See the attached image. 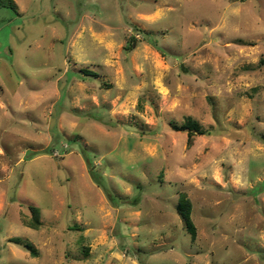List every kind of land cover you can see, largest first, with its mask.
Returning a JSON list of instances; mask_svg holds the SVG:
<instances>
[{
    "label": "rangeland",
    "instance_id": "1",
    "mask_svg": "<svg viewBox=\"0 0 264 264\" xmlns=\"http://www.w3.org/2000/svg\"><path fill=\"white\" fill-rule=\"evenodd\" d=\"M0 264H264V0H0Z\"/></svg>",
    "mask_w": 264,
    "mask_h": 264
},
{
    "label": "trees",
    "instance_id": "2",
    "mask_svg": "<svg viewBox=\"0 0 264 264\" xmlns=\"http://www.w3.org/2000/svg\"><path fill=\"white\" fill-rule=\"evenodd\" d=\"M132 44L129 46L131 48ZM88 72V71H86ZM168 126L171 130L176 132H185L187 134V143L188 145L192 143V139L195 135H211V131L203 129L198 121L194 120L193 118H186V120L182 124L177 123H168ZM215 133H218L217 130ZM176 212L180 216L181 220L185 224L187 231H189L192 235L195 234V226L192 221L191 212H192V205L191 201L187 197L185 192H180L178 195V203L176 206ZM33 222V228L39 227V216L33 214L31 218ZM16 241V239H13ZM26 248H31L30 245H24Z\"/></svg>",
    "mask_w": 264,
    "mask_h": 264
}]
</instances>
